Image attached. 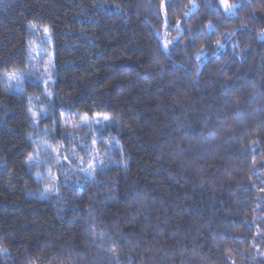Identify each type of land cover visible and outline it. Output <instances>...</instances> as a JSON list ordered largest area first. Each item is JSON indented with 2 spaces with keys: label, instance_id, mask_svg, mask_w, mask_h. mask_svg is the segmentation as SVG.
Returning a JSON list of instances; mask_svg holds the SVG:
<instances>
[{
  "label": "trees",
  "instance_id": "1",
  "mask_svg": "<svg viewBox=\"0 0 264 264\" xmlns=\"http://www.w3.org/2000/svg\"><path fill=\"white\" fill-rule=\"evenodd\" d=\"M227 2L0 0V264H264V0ZM97 116L113 149L91 178L36 162Z\"/></svg>",
  "mask_w": 264,
  "mask_h": 264
},
{
  "label": "rangeland",
  "instance_id": "2",
  "mask_svg": "<svg viewBox=\"0 0 264 264\" xmlns=\"http://www.w3.org/2000/svg\"><path fill=\"white\" fill-rule=\"evenodd\" d=\"M227 4L229 3L227 2ZM221 6L225 10L224 5L221 4ZM33 39L30 55L32 59L31 63L35 64L34 75L40 76L39 80L43 81L42 83L46 88L47 97L46 101H44L42 105L36 102L37 104H34L31 108L34 117L37 119L41 116H48L49 108L52 104L53 84L55 81V78L53 77L55 51L54 41L48 29H43L42 32L41 30H38L36 36L33 35ZM37 73H39V75H37ZM13 74H11V76ZM29 76V72L21 74L15 73V79L8 78L7 82L9 89L15 92H21L22 88H24V85L29 80ZM107 119L97 116L95 118H83L82 120L77 119L79 121L76 120V123H70L69 128L72 136L71 143L74 145H72L71 152L67 154L66 152H69V149L62 144L57 148L55 144H53V146L51 145L52 153H50V151H44L42 147H38L36 152V162L41 163L45 160L49 161L50 159H59L61 155H64L65 158L62 157L61 161L58 160V163L54 162L52 167H50L51 171H53L57 177L60 173L57 168L66 161H69L68 164H70L71 159H73L77 164V166L75 165L76 174L85 172L87 178H91L99 169L102 168V165L105 164L103 160L106 158H103V156L109 155L107 153H111L109 150L113 149V143L105 140L103 143L105 149L102 150V141L100 140V137L102 132L106 129V126H102V124H104ZM63 150L65 152H63ZM43 158L45 160H43ZM89 164L94 165V169L91 170V172L87 171ZM71 172H73V170Z\"/></svg>",
  "mask_w": 264,
  "mask_h": 264
},
{
  "label": "snow or ice",
  "instance_id": "3",
  "mask_svg": "<svg viewBox=\"0 0 264 264\" xmlns=\"http://www.w3.org/2000/svg\"><path fill=\"white\" fill-rule=\"evenodd\" d=\"M220 2H221V4L224 5L225 11L228 12V13H234V9L236 7H239L238 4L237 5H229V4H227V0H220ZM194 7H195V5H193V8ZM185 15H188V13H185ZM209 28L211 29V25H209ZM217 44H218V46H222V45H220V42L219 41H217ZM165 47H167V45H165ZM9 78L10 79H15L16 78L15 77V74H13L12 76H10ZM105 119H107V117H105ZM93 169H94V165L93 164H89L87 171L91 172V170H93Z\"/></svg>",
  "mask_w": 264,
  "mask_h": 264
}]
</instances>
